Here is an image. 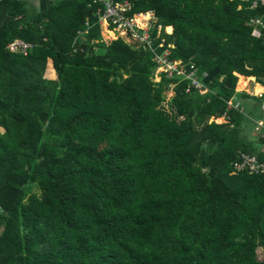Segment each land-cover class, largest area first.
I'll list each match as a JSON object with an SVG mask.
<instances>
[{"label":"trees","instance_id":"obj_1","mask_svg":"<svg viewBox=\"0 0 264 264\" xmlns=\"http://www.w3.org/2000/svg\"><path fill=\"white\" fill-rule=\"evenodd\" d=\"M91 2L0 0V264H264V175L233 165L264 161V139L228 105L238 75L264 86L250 25L263 9L134 1L173 27L158 54L208 73L202 95L182 76L155 81L150 49L105 42Z\"/></svg>","mask_w":264,"mask_h":264},{"label":"built area","instance_id":"obj_2","mask_svg":"<svg viewBox=\"0 0 264 264\" xmlns=\"http://www.w3.org/2000/svg\"><path fill=\"white\" fill-rule=\"evenodd\" d=\"M134 1L136 0H92L91 5L97 7V16L99 24L107 25L110 30L118 33V38L124 39L128 44L136 47L150 49L155 54L154 61L158 64L157 73L167 74L168 77H180L190 82V87L197 89L202 95L207 94L210 89L205 85L203 80L208 76L206 71L201 72L194 63H184L182 60L171 61L169 59L170 51L166 50L163 54H158L154 47L155 41L162 38V32L167 31L158 24V20L153 12H133ZM249 3L250 8L256 10L263 9V12L257 18L251 20L250 25L253 27V35L264 42V0H242ZM156 33V34H155ZM155 35V36H154ZM164 41V40H163ZM162 43H160V46ZM12 51H20L27 55L32 45L22 40H15L9 45ZM239 76V75H238ZM159 82V81H158ZM236 88V94L243 93ZM264 101V92L259 94ZM230 108L241 109L240 102L235 98L228 102ZM212 121L217 119L212 118ZM256 130L260 137L264 139V122H257ZM235 173L247 171L250 175H264V161L257 155L243 152L233 163Z\"/></svg>","mask_w":264,"mask_h":264},{"label":"rangeland","instance_id":"obj_3","mask_svg":"<svg viewBox=\"0 0 264 264\" xmlns=\"http://www.w3.org/2000/svg\"><path fill=\"white\" fill-rule=\"evenodd\" d=\"M53 1L57 2V1H60V0H53ZM26 2H28V6L30 7V10H34V9L37 10L39 8L40 0H26ZM101 27H102V36H103V39H104L105 42L110 43L112 40L117 39V37L119 36L117 32L111 31L107 25H102ZM110 33H112L113 35H111ZM50 66H53L51 60L48 61L45 77H47L48 79H56L57 78V74H56V78H53L52 74L49 72V67ZM240 76H242V75H240ZM240 76H238L239 80H240ZM243 77L246 78L245 76H243ZM161 78L162 77L160 76V74H158L156 72L155 81L158 82V81L161 80ZM248 83H249V81H248ZM255 85H256L255 82H250L249 85H248V90L253 93ZM245 87H247V86H245ZM237 90H238V88H237ZM165 95H166V101H165V103L163 105L167 109L171 110L170 109V102H171L172 97L174 96L173 86L170 88L169 91L166 92ZM236 102H240V106H241L242 110H244V112H245V121H244V123L247 122V116L250 113V109H253L252 113L254 115L256 114L257 111H259L256 108L257 105H258V108L261 109V102L256 101V98L253 95H250V96H247V97H243L241 95V93H239V95H238V97L236 99ZM252 105L254 106L253 108H252ZM261 112H262V114L258 115V117H262L263 121H264V110L261 109ZM223 122H225L224 118L217 119V123H223ZM2 131H4V130L2 129ZM244 135H246L250 140H253L254 142L257 141V139H259V137H260V135L258 136L257 133H254L251 130L249 132L250 136L246 134L245 130H244ZM260 138L262 139V137H260ZM258 147L260 149L263 148V144H258ZM261 257H262V250L260 249L259 250V258H261Z\"/></svg>","mask_w":264,"mask_h":264},{"label":"crops","instance_id":"obj_4","mask_svg":"<svg viewBox=\"0 0 264 264\" xmlns=\"http://www.w3.org/2000/svg\"><path fill=\"white\" fill-rule=\"evenodd\" d=\"M240 78L242 79V87H243L244 92L247 93L248 96L253 95L256 98V101L261 102V109L264 110V101L262 100V98L259 97V94L262 93V92H264V86L262 84L258 83L256 81L255 77H246V78H249V83L250 82H255L256 83V85L254 87V91L252 93V92H250L248 90L249 83H248L247 87H244V78L242 76H240ZM242 95H243V93H242ZM253 107L254 106L252 105V108ZM256 108L259 111H257L255 115L252 113L253 109H250V113L247 116V122H245L243 124V127H242L243 130L246 131V134L247 135H249L250 130L252 132H254V133H257L258 136L260 135L259 132L256 130V128H257V122L263 121V118L262 117H258V115H261L262 114L261 109L258 108V105H257ZM243 114L245 115L244 110H243ZM262 150L264 151V146H263V149Z\"/></svg>","mask_w":264,"mask_h":264},{"label":"bare ground","instance_id":"obj_5","mask_svg":"<svg viewBox=\"0 0 264 264\" xmlns=\"http://www.w3.org/2000/svg\"><path fill=\"white\" fill-rule=\"evenodd\" d=\"M168 32H172V27H169L168 29ZM111 35H113L112 33H110ZM243 77V76H242ZM244 78V77H243ZM244 87L248 85V81H249V78H244Z\"/></svg>","mask_w":264,"mask_h":264},{"label":"clouds","instance_id":"obj_6","mask_svg":"<svg viewBox=\"0 0 264 264\" xmlns=\"http://www.w3.org/2000/svg\"><path fill=\"white\" fill-rule=\"evenodd\" d=\"M149 12H152V11H149ZM170 27V26H169ZM169 27H167V28H169ZM102 28V27H101ZM166 28V27H165ZM111 31H113V30H111ZM166 32V31H165ZM172 32H173V27H172ZM167 33V32H166ZM168 34V33H167ZM116 40V39H115ZM240 76V75H239Z\"/></svg>","mask_w":264,"mask_h":264}]
</instances>
